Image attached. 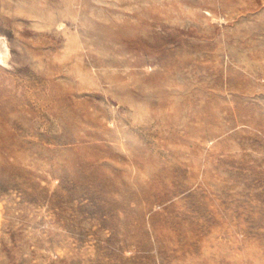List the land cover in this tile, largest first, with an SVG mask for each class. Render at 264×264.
Returning <instances> with one entry per match:
<instances>
[{
    "label": "rangeland",
    "instance_id": "obj_1",
    "mask_svg": "<svg viewBox=\"0 0 264 264\" xmlns=\"http://www.w3.org/2000/svg\"><path fill=\"white\" fill-rule=\"evenodd\" d=\"M0 264H264V0H0Z\"/></svg>",
    "mask_w": 264,
    "mask_h": 264
}]
</instances>
